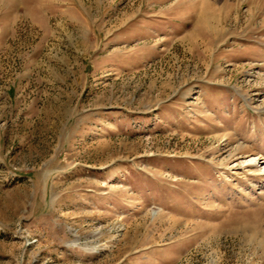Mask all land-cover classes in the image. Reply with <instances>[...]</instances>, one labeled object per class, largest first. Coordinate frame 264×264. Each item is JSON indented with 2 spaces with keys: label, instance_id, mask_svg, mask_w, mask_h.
Wrapping results in <instances>:
<instances>
[{
  "label": "rangeland",
  "instance_id": "1",
  "mask_svg": "<svg viewBox=\"0 0 264 264\" xmlns=\"http://www.w3.org/2000/svg\"><path fill=\"white\" fill-rule=\"evenodd\" d=\"M0 264H264V0H0Z\"/></svg>",
  "mask_w": 264,
  "mask_h": 264
}]
</instances>
